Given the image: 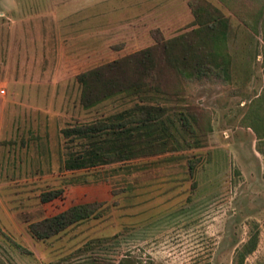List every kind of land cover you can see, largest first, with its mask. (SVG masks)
<instances>
[{"label":"rangeland","instance_id":"obj_1","mask_svg":"<svg viewBox=\"0 0 264 264\" xmlns=\"http://www.w3.org/2000/svg\"><path fill=\"white\" fill-rule=\"evenodd\" d=\"M210 16L228 24L229 79L167 70L163 44L197 40ZM147 48L162 67L156 98L200 145L186 135L191 147L66 170L88 141L63 129L154 103L86 108L76 76ZM263 117L264 0H0V264H264V129L249 126ZM48 191L62 194L43 202ZM94 202L97 217L55 236L29 231Z\"/></svg>","mask_w":264,"mask_h":264},{"label":"trees","instance_id":"obj_2","mask_svg":"<svg viewBox=\"0 0 264 264\" xmlns=\"http://www.w3.org/2000/svg\"><path fill=\"white\" fill-rule=\"evenodd\" d=\"M211 19L212 16L206 22L204 31H201L202 36H198L197 40H185L179 46L178 38H175L163 44L162 63L164 62L163 66L167 70L188 80L220 75L229 79V59L223 44L228 24L226 19L220 20L223 30H217L215 25L217 19ZM161 69L154 48H147L128 58L115 60L76 76V81L81 87L80 102L86 108L122 94L142 96V100L154 103L148 101L137 104L133 108L91 124L63 129V135L67 138H82L88 141L79 152L69 153L63 164L66 170L112 162L124 163L143 156L155 155L169 147L173 150L183 149V142H188V147H191L192 144L186 135L195 139V146L200 145L188 117L183 112H177L176 118L173 117L171 120L167 107L160 105L159 99L156 98V95H165L160 85ZM133 77L137 80H133ZM258 120V124L253 121L254 123L250 122L249 126L259 133L261 130L259 126L264 129V117ZM188 168L191 172L194 165L191 164ZM61 194V191H48L43 194L42 200L48 202ZM100 206L101 203L96 202L74 205L52 217L30 224L29 231L35 238H50L71 225L97 217ZM255 247L256 236L251 235L237 251L236 257L242 262L245 254L253 251Z\"/></svg>","mask_w":264,"mask_h":264}]
</instances>
